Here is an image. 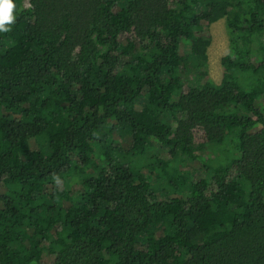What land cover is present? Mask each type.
<instances>
[{"label": "trees", "instance_id": "trees-1", "mask_svg": "<svg viewBox=\"0 0 264 264\" xmlns=\"http://www.w3.org/2000/svg\"><path fill=\"white\" fill-rule=\"evenodd\" d=\"M14 2L0 264H264V0Z\"/></svg>", "mask_w": 264, "mask_h": 264}, {"label": "rangeland", "instance_id": "rangeland-1", "mask_svg": "<svg viewBox=\"0 0 264 264\" xmlns=\"http://www.w3.org/2000/svg\"><path fill=\"white\" fill-rule=\"evenodd\" d=\"M207 33L211 36V44L207 49L209 78L215 84H220L222 77L220 60L229 51V40L224 20H219L210 25ZM195 141L202 143L204 136L197 134Z\"/></svg>", "mask_w": 264, "mask_h": 264}, {"label": "clouds", "instance_id": "clouds-1", "mask_svg": "<svg viewBox=\"0 0 264 264\" xmlns=\"http://www.w3.org/2000/svg\"><path fill=\"white\" fill-rule=\"evenodd\" d=\"M14 0H0V33H7L16 21Z\"/></svg>", "mask_w": 264, "mask_h": 264}]
</instances>
